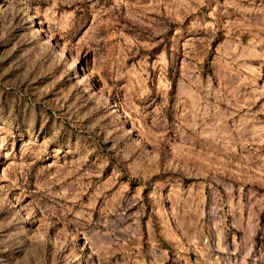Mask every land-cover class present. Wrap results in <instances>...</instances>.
<instances>
[{"label":"rangeland","instance_id":"rangeland-1","mask_svg":"<svg viewBox=\"0 0 264 264\" xmlns=\"http://www.w3.org/2000/svg\"><path fill=\"white\" fill-rule=\"evenodd\" d=\"M0 264H264V0H0Z\"/></svg>","mask_w":264,"mask_h":264}]
</instances>
